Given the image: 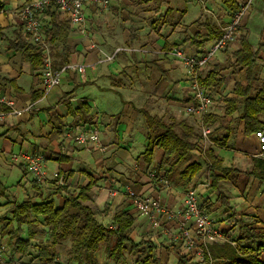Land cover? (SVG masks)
Listing matches in <instances>:
<instances>
[{
    "label": "crops",
    "instance_id": "1",
    "mask_svg": "<svg viewBox=\"0 0 264 264\" xmlns=\"http://www.w3.org/2000/svg\"><path fill=\"white\" fill-rule=\"evenodd\" d=\"M28 1L3 0L5 8L4 12H0V26L6 38H14L21 25L25 34L18 10ZM237 1L241 5L246 0ZM256 1V9L245 16L227 49L218 51L201 72L204 75L218 63L223 67L221 73L225 81L221 87L222 94H225L223 89L228 87L230 92L227 94L233 95L236 82L242 78V70L229 61L232 51L240 48V35L243 33L256 51L258 77L264 82V46H259L264 42V0ZM118 2L111 0L110 6L105 9L87 3L88 31L85 34L79 32L77 25L61 12L60 18L70 19L72 26L69 43L73 52L69 62L84 64L85 69L66 70L60 84L47 93L41 68L32 71L29 62L8 48L5 37L0 36V95L13 100L16 108L33 105L31 111L17 115L12 112L13 106L0 101V112L4 113L0 117V140H3L0 165L6 171L14 165L22 169L17 194L5 202L10 206L0 204L3 205V210H0V236L7 251L13 254L10 246L14 238L8 234V230L14 229L10 228L13 201L35 196L44 199L52 195L56 205L61 206L68 193L77 192L93 179L92 191L96 198L90 205L101 211L103 222L110 224L117 211L128 210L135 217L132 239L133 233H137L138 239H133L136 243L155 245L153 256L158 258L159 264H179L180 255H186L199 264L200 241L196 247L189 248L182 240L171 237H175L180 230V218L170 219L164 215L161 226L154 227L150 218L134 207L126 188L158 198L174 211L183 207L186 190L193 188L199 195L203 211L213 218L217 228L227 232L223 234L228 238L232 225L221 219L223 207L214 199L216 192L210 187V169L205 162V151L211 147L223 157L226 166L238 169L221 182L230 184L225 193L230 197L233 211L237 217H242V213H255V208L244 212L243 204L248 199L249 185L248 194L253 195V200L259 199L261 191L264 192V185L247 174L260 147L255 133L244 134L242 122H236L230 133H216V125L208 126L210 133L202 135L200 140L202 150L192 152L184 165L176 167V174L171 178L166 176L164 169H157L161 151L155 150L152 161L146 153L151 141L148 114L166 121L171 118L186 120L196 129L197 125H202L198 116L186 110V105L193 101L189 70L169 51L182 48L189 53H198L210 48L216 39L210 40L203 48L195 45L192 39L197 35L202 39L212 36L211 29L222 33L233 13L221 0H134L139 3L134 13L132 10H117ZM197 4L201 7L198 8ZM50 19L51 16L44 11L43 29ZM118 47L135 50L123 49L114 58L106 59V55L112 54ZM213 94L217 99L220 97L215 91ZM81 102H86L91 108L88 122L72 112ZM219 105L222 107L212 108L210 112L221 114L224 103L220 101ZM90 128L99 130L100 144L104 149L92 141L81 143L77 140L81 130ZM12 130L16 134L14 137L10 135ZM226 135V146H220L215 140ZM247 140L250 142L247 147L257 149L246 150ZM207 143H210L209 147ZM14 144H19L21 151H43L49 170L60 171L64 184L57 185L51 175L50 180L41 185V191L34 190V179L27 167L22 161L12 158ZM224 149L233 151V158L228 163ZM5 153L11 154L9 159ZM194 161L201 162L202 168L186 184L179 180L178 172ZM61 186L65 188L55 193ZM258 188H261L260 193ZM6 191V184L0 178V195L6 196ZM106 206H109L108 212L104 211ZM191 223L192 220L187 225L191 226ZM99 252L95 260L102 263L105 257ZM136 260L137 255H128L130 264Z\"/></svg>",
    "mask_w": 264,
    "mask_h": 264
},
{
    "label": "trees",
    "instance_id": "2",
    "mask_svg": "<svg viewBox=\"0 0 264 264\" xmlns=\"http://www.w3.org/2000/svg\"><path fill=\"white\" fill-rule=\"evenodd\" d=\"M221 2L232 13L238 11L242 5L237 0H221ZM4 8L5 3L0 0V11ZM51 9L49 7L46 10V14L50 15L51 19L44 24V31L51 44L53 66L61 68L70 63L73 52V47L69 43L72 26L70 19L60 18L61 11L57 8ZM211 32L212 36L202 39L197 35L198 37L192 39V42L203 48L210 40L221 37L222 33L219 30L211 29ZM0 36L5 37L1 26ZM5 40L8 48L13 49L23 60L29 62L32 71L42 67L43 51L31 40L28 33H23V25L17 30L14 38L5 37ZM259 46L263 47L264 42ZM230 56L232 59L229 62L243 72L242 78L235 84L233 95L221 93L225 77L221 73L223 67L219 63L212 65L204 75H200L201 85L212 93L214 91L219 93L218 99L224 103L221 114L208 112L203 122L205 126L216 125L214 132L220 134L230 133L236 122H242L244 134L251 135L264 127V82L258 77L256 51L250 45L246 34L240 35V48L232 51ZM9 79L3 78V80ZM10 80L14 81V79ZM90 110L86 102H81L72 112L88 122L91 119ZM147 121L151 141L146 153L150 156L149 161H152L155 150L161 151L157 169H164L167 177L174 176L176 167L184 165L192 152L202 150L200 143L202 135L188 121H178L174 118L166 121L149 114ZM227 138L226 135L218 137L215 141L220 146H226ZM205 153V162L210 169V187L217 194L216 201L228 214L226 221L232 225V228L228 231L227 239L209 244V253L204 254L199 264H264V225H259L261 220L257 215L251 216V219H248L250 215L237 217L230 203V197L220 188L221 182L238 169L232 165L226 166L223 157L216 154L211 147L207 148ZM201 168L202 163L199 161L183 166L178 172L179 180L186 184L191 182ZM247 174L264 185V156L252 158V165ZM93 185L94 180L91 179L77 192L68 193L61 206L56 205L52 195L38 202L33 197L23 201H13L10 207L11 218L19 227L8 230V234L14 238L11 242L13 254L20 257L31 256L41 264L54 263L59 253L57 245L69 242L65 246L69 264L95 262V256L101 251L102 246H105L109 260L113 264H130L128 255L132 254L137 255V262L159 264L158 258L153 256L155 245L144 246L142 242L136 243L132 239L135 217L131 212L117 211L110 224L98 217V211L90 205L96 198L92 191ZM32 186L36 191L42 189L35 180H32ZM64 188V186L58 187L55 193L61 192ZM108 207H105V212H108ZM22 225L27 227V236H22ZM232 231L235 234H232ZM38 236L42 238L34 242L33 240ZM45 236L47 238L43 239ZM32 248L36 249V254L33 253ZM55 263L61 264L59 261ZM179 264H190V259L186 255H180Z\"/></svg>",
    "mask_w": 264,
    "mask_h": 264
},
{
    "label": "built area",
    "instance_id": "3",
    "mask_svg": "<svg viewBox=\"0 0 264 264\" xmlns=\"http://www.w3.org/2000/svg\"><path fill=\"white\" fill-rule=\"evenodd\" d=\"M252 0H246L242 3L240 9L233 13L231 21L223 27L222 34L210 48L198 52L189 53L182 48H174L171 51L179 61H181L189 70L190 86L193 101L186 105V110L200 118L203 126V134L206 136L210 133V128L203 123L204 116L210 112L214 105L215 95L200 83V75L202 70L207 67L210 61L215 57L218 51L227 48L234 39L236 32L240 29L243 19L248 13ZM87 3H92L100 9L108 8L111 0H29L23 7L18 10V15L24 24L26 33L31 40L39 45L43 51L44 58L41 67L43 83L46 93L53 87L60 84L63 73L68 69L84 70L85 65L81 63H68L61 68L53 66V56L51 44L47 40L43 29L42 14L49 7L57 8L59 11L69 17L74 24L77 25L79 32L87 33V16L85 7ZM0 12H4V9ZM135 50L134 48L118 47L112 54L106 55V59L110 60L121 50ZM0 101L6 102L13 106L12 112L22 115L33 109L32 104H28L23 108L14 107V101L6 99L0 95ZM4 113L0 112V117ZM255 136L259 141V152L254 156L264 155V127L255 132ZM81 143L92 141L101 149L100 135L97 128L81 130L76 136ZM14 161H22L32 175L33 179L40 185H45L50 176L55 179L57 185L64 184V180L60 171L51 172L48 168L46 155L43 151H21L19 154H13ZM127 194L132 200L134 207L141 213L147 215L154 227L161 226V218L167 215L170 219L180 218V230L175 235H171L175 240H182L186 247L193 248L200 241L202 247L199 249L200 260L204 258V254L209 253V244L215 241H224L226 235L214 225L213 218L203 211L198 193L193 188H188L185 192L184 205L180 210L174 211L161 203L158 198L152 196H144L136 193L131 187L126 188ZM192 220L191 226L187 223ZM1 232V227H0ZM58 257L55 262H58ZM0 264H41L37 259L31 256H17L9 251L2 242L0 236ZM85 264H100L99 262Z\"/></svg>",
    "mask_w": 264,
    "mask_h": 264
},
{
    "label": "rangeland",
    "instance_id": "4",
    "mask_svg": "<svg viewBox=\"0 0 264 264\" xmlns=\"http://www.w3.org/2000/svg\"><path fill=\"white\" fill-rule=\"evenodd\" d=\"M257 3V1L256 0H252V2H251V5H250V8H249V10H248V13L252 10V11H254L255 9H256V4ZM138 4L139 3H135L134 2V0H119V2H118V8H117V10L118 9H122V10H125V11H131L132 10V13H134L133 11L134 10H136L137 9V6H138ZM197 7L198 8H200L201 7V5L200 4H197ZM142 8H143V6H142ZM125 11H123V12H125ZM247 13V14H248ZM123 16V15H122ZM87 31H88V28H87ZM0 40H2L1 38H0ZM206 68V67H205ZM204 68V69H205ZM203 71V70H202ZM230 92V88H228V87H225L224 89H223V93H225V94H227V93H229ZM125 96V95H124ZM220 104V100L219 99H217V97H215V100H214V105L212 106V108H218V107H222V106H220L219 105ZM202 124V123H201ZM204 124V123H203ZM197 130L199 131V133H201V135H204L203 134V126L202 125H197ZM10 132H12L10 135L11 136H16V134H14L13 133V130L12 131H10ZM249 143L250 142H248V140L246 141V150H256L257 148H251V147H247L248 145H249ZM3 145V140H0V147ZM207 145H208V147L210 146V143H207ZM256 146H257V143H256ZM21 152V149H20V145L19 144H14L13 145V154H19ZM224 157H225V160H226V162L228 163L229 162V160H232V158H233V151L231 152V151H229L228 149H224ZM12 154V155H13ZM202 155H204V152L202 151V153H201ZM5 155H6V157L9 159V157H10V155L8 154V153H5ZM3 168V166H1L0 165V178L4 181V183L6 184V188H7V191H6V196L5 195H0V204H4V205H9V203H6L5 204V202L7 201V199L8 198H10L13 194H17V192H18V186H19V179L21 178V176H22V169H21V167H19V166H17V165H14L13 167H10V170H8V171H6V170H4V169H2ZM230 184L227 182L226 184H221L220 185V188H221V190L222 191H224V192H226V188H230V186H229ZM250 187H251V185H249V187H248V191H249V189H250ZM259 189V193H260V189L261 188H258ZM248 191H247V194H246V196H248V199H245L246 200V202H244V204H243V211L244 212H246V211H249L248 209H252V208H255L256 209V211H255V213H253V212H251V213H242L241 214V216H248V215H250V216H248V219H251L252 217L251 216H253V215H257V218L258 219H260L261 220V223L259 224V225H264V192L263 191H261V193H260V198L259 199H257V200H253V199H251L252 198V196L253 195H249L248 194ZM74 192H76V191H74ZM22 193V192H21ZM20 193V194H21ZM227 193V192H226ZM239 193V192H238ZM214 199H217L216 198V194L214 195ZM20 198H22V196H20ZM246 198V197H245ZM33 199L35 200V201H41L42 199H43V197H41V196H35V197H33ZM217 202V201H216ZM1 206H3V205H0V210H3V207H1ZM10 206V205H9ZM8 207V206H7ZM95 208V207H94ZM260 208H263L262 210H260V213L258 212V209H260ZM96 209V208H95ZM98 211V210H97ZM222 214L220 215L222 218V221H223V219H224V221H226V217H227V213L225 212V209L223 208L222 210ZM101 211H98V217L101 219V220H103V218L101 217ZM104 221V220H103ZM10 228H19L18 227V224H17V222L16 221H12V223H11V226H10ZM223 232H225V233H227L226 231H223ZM21 233H22V236H27V234H28V231H27V227L25 226V225H22V227H21ZM224 233V234H225ZM232 234H235V232L234 231H232L231 232ZM5 236V235H4ZM40 238H42V237H40V236H38L37 238H35L33 241L34 242H37ZM47 238V236H45L43 239H46ZM133 239H138V235H137V233H133ZM68 243L69 242H63V243H60V244H58L57 245V249H58V256H59V262H61V264H69L68 262H67V258H66V253H65V246L66 245H68ZM11 247V246H10ZM11 250H12V248H10ZM32 251H33V253L34 254H36L37 252H36V249H33L32 248ZM101 254L102 255H104V257H105V260L101 263V262H99L100 264H113V262L112 261H110L109 260V256H108V254H107V251L105 250V246H102V249H101ZM99 252V253H100ZM133 255V254H132ZM135 256V255H134ZM142 259H143V257H142ZM95 262H97L96 260H95ZM141 262V261H140ZM140 262H137V260L133 263V264H143L142 262L140 263ZM47 264H56L55 262L54 263H47ZM172 264H174L173 262H172ZM190 264H198L197 262H192L191 261V259H190Z\"/></svg>",
    "mask_w": 264,
    "mask_h": 264
}]
</instances>
